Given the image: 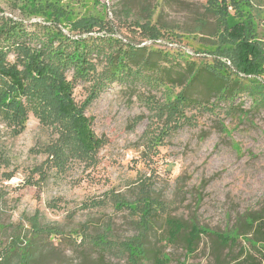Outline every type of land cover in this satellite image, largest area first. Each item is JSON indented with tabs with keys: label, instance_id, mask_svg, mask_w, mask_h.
I'll list each match as a JSON object with an SVG mask.
<instances>
[{
	"label": "rangeland",
	"instance_id": "rangeland-1",
	"mask_svg": "<svg viewBox=\"0 0 264 264\" xmlns=\"http://www.w3.org/2000/svg\"><path fill=\"white\" fill-rule=\"evenodd\" d=\"M60 2L73 20L104 21V29L88 36H108L114 49H143L145 59L161 65L158 52H167L172 56L167 64L175 72L185 69L189 59L200 68L216 65L214 54L208 52L216 50L221 27L206 11L207 0ZM21 4V0H0V16L22 19ZM256 4L258 31L264 40V0ZM35 22L41 20L26 23ZM148 22L161 31V37L153 39L145 33ZM63 33L70 32L66 28ZM220 59L234 71L231 60ZM94 60L99 70L105 65L104 59ZM9 61L14 64L15 56L10 55ZM143 73L135 80L124 77L111 82L86 109L93 133L106 140L96 161L71 163L65 175H54L53 170L46 182L32 170L46 160L38 151L56 134L32 114L17 137L0 122V251L13 239H21L23 249L34 245L35 264H129L121 244L141 234L140 212L120 209L116 200L139 208L145 196L153 201L152 229L143 240L146 253L138 264H156L163 255L168 264H225L237 256L239 246H219L213 236H203L195 252L188 254L184 234L174 243L167 241V218L187 225L194 222L218 234H233L239 228L252 235L255 227H261L258 236L264 239V108L255 107L243 92L229 102L220 101L203 78L192 93L196 103L184 117L170 120L164 106L183 87L148 84L145 77L153 72ZM66 80L74 86L73 98L81 106L93 81L75 80L72 71ZM28 179L33 183H26ZM36 215L40 226L55 229L53 235L37 237L30 224ZM252 220L254 228L248 226ZM108 226L115 246L105 251L94 238ZM239 243L245 246L242 239ZM16 261L13 256L11 262Z\"/></svg>",
	"mask_w": 264,
	"mask_h": 264
},
{
	"label": "trees",
	"instance_id": "trees-1",
	"mask_svg": "<svg viewBox=\"0 0 264 264\" xmlns=\"http://www.w3.org/2000/svg\"><path fill=\"white\" fill-rule=\"evenodd\" d=\"M21 2L22 19L0 16V122L13 137H17L25 131L32 114L42 127L56 134L54 140L38 151L46 156V160L32 170L33 174L39 175V181L46 182L53 170L54 175H65L71 163L79 161L89 165L96 161V155L106 140L93 133L85 112L105 86L124 77L125 80H135L144 75L143 71L151 70L153 73L145 77L148 84L180 83L183 89L173 99L169 96L163 109L170 120L184 117L186 109L196 103L192 93L196 82L203 78L220 101L229 102L237 93L243 92L255 107L264 108V40L258 31L260 10L256 0H207L206 11L217 18L221 27L216 50L208 52L214 54L216 65L200 68L189 59L186 60L187 67L180 72L168 66L172 56L167 52H158L164 62L161 65L152 58L145 59L143 49L134 46L114 49L110 37L88 36L104 29L105 22L92 17L73 20L60 0ZM0 13H3L1 9ZM33 19L41 22L26 23ZM145 25L149 26L145 33L150 38L162 36L150 22ZM66 28L69 35L63 33ZM10 55L15 56L14 64L9 61ZM95 57L105 61L100 70L94 62ZM222 57L231 60L234 71L221 61ZM68 71H72L75 80L93 81L90 94L81 106L73 98L74 86L66 80ZM26 183L33 182L28 179ZM152 202L149 196H145L138 208L136 204L116 200V207H127L132 211L138 209L140 212L141 234L121 244V249L128 254L129 264H138L146 253L143 240L152 229ZM165 223L167 241L174 243L184 234L188 254L195 252L203 236H213L219 246L229 249L239 246L237 256L225 264H264V239L258 236L262 229L254 228L255 220L248 224L254 228L252 235L241 232L239 228L233 234H218L194 222L187 225L175 218H167ZM30 224L37 237H50L55 231L51 227L40 226L37 215ZM111 232L108 226L97 234L95 245L105 251L112 249L115 242L110 240ZM240 239L245 246L239 243ZM21 245V239H13L8 248L0 251V264H35L34 245L27 249ZM13 256L17 259L15 263L11 262ZM168 262L166 255L156 259V264Z\"/></svg>",
	"mask_w": 264,
	"mask_h": 264
},
{
	"label": "clouds",
	"instance_id": "clouds-1",
	"mask_svg": "<svg viewBox=\"0 0 264 264\" xmlns=\"http://www.w3.org/2000/svg\"><path fill=\"white\" fill-rule=\"evenodd\" d=\"M128 156H129V158L131 157V155H132V152L131 151H129V153L127 154ZM179 170H180V163L179 162H177V164H176V167H175V172L176 173H178L179 172Z\"/></svg>",
	"mask_w": 264,
	"mask_h": 264
}]
</instances>
